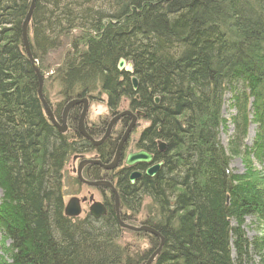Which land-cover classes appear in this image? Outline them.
<instances>
[{
    "label": "trees",
    "instance_id": "obj_1",
    "mask_svg": "<svg viewBox=\"0 0 264 264\" xmlns=\"http://www.w3.org/2000/svg\"><path fill=\"white\" fill-rule=\"evenodd\" d=\"M31 1L0 0V234L10 242L1 250L10 264H147L158 237L140 233L151 249L128 257L116 245L114 212L98 220L65 215L63 170L89 143L76 115L67 134L45 115L23 43ZM31 26L42 75L49 54L72 39L56 71L67 102L101 87L112 110L130 101L151 121L140 147L163 165L153 178L130 186L124 177L119 187L124 219L146 199L157 213L146 222L164 238L153 264H264V238L245 232L247 218L264 225V0H36ZM122 59L133 75L118 70ZM228 92L236 116L227 152L219 135ZM252 123L258 132L248 147ZM114 147L106 145L105 157ZM242 154L261 171L235 175L230 161Z\"/></svg>",
    "mask_w": 264,
    "mask_h": 264
},
{
    "label": "rangeland",
    "instance_id": "obj_2",
    "mask_svg": "<svg viewBox=\"0 0 264 264\" xmlns=\"http://www.w3.org/2000/svg\"><path fill=\"white\" fill-rule=\"evenodd\" d=\"M30 27H32L31 24H30ZM74 33L75 32H73V34ZM82 38H83V35L80 34L77 38V41H80ZM71 41L72 39L70 38H66L62 40V45L64 46L63 49L57 50V51L53 50V52L49 54L46 60V63H47L46 67L48 68L50 67V69L47 73L44 74V80L46 81V84H45L46 93L45 94H46L47 100L49 101L51 106L54 107V109H57L59 106L62 108L67 102L65 96L63 95V88L61 87V84L58 81L60 79V75H58V72L56 71L63 65L62 61L65 56V53L70 49ZM36 65L38 67L37 63ZM132 78H134V76H132ZM100 88L101 87H99V89L95 91L94 94H92L93 99L90 100V108L87 113V121L89 122V124L95 123L98 126L103 121L109 122L112 118L109 112L110 106H108L109 104L107 105L108 96L105 93H102V91H100L101 90ZM231 97L232 95L229 92L226 93V95L224 96L222 117L225 121V127L224 128L222 127L220 129V135H219L221 146L227 152L229 151L228 150L229 143L232 141L233 136L235 134L234 125H233L232 120L236 116V112L232 106L233 102L231 100ZM124 105H125L124 107L129 106L130 101L126 102ZM121 108L122 106L119 108L120 111H123L126 109V108L124 109H121ZM150 126H151L150 120H147V118L145 119L140 118L136 125L138 129L131 137H133L134 140L135 139L137 140L140 137L141 135L140 133L142 132V130ZM118 127L119 126L115 127V129H117ZM257 127L258 126L255 123L250 124L249 134L245 142V144L248 147H252L253 142L256 139V135L258 132ZM96 139H98V137H96ZM91 156L92 154L89 153L88 155H86L85 159H90ZM109 164L113 165L112 166L113 168L115 166V161L113 162V164L111 163ZM75 165H77V162L74 163V155H73L69 158L63 170V174L65 175L64 184H63L64 203L67 204L68 201L71 200V197L72 195H74V193L76 194L80 192L81 196L83 195L86 196L88 191L94 194L96 201H104L106 199V201L109 202L110 200L109 192L102 193L97 189H90L83 185L79 186L78 183L76 184L74 182L76 176L73 172V166ZM100 166L103 168V164H101V162H100ZM230 168L235 173V175L240 177V176H245L247 174L249 175V173H251L252 170L259 172L261 171L262 166L256 162V160L254 159L252 155L242 154V156H235L231 158ZM100 184H103V183H100ZM104 184L107 185L108 183H104ZM2 197H3V193H2V190L0 189V204H1ZM150 204H151L150 200L146 199L144 203L142 204V208L140 209L139 213L133 217H130L131 218L130 220L124 219L123 216L121 218V214H123V211H124L123 208L122 210L116 209L117 217H118V225L121 229L120 237L116 241V245L121 247L122 250L125 252V255L128 257L130 256L134 258L135 257L143 258L144 255L146 253H149L151 249L150 240H148L146 237H144L140 233L133 232L125 227V226H128V227L133 226L135 228H140L144 226L149 227L148 225H146L147 220L149 218H153L155 214H157V213L151 214ZM84 209L87 210L88 208L85 206ZM86 214L87 213L82 214L78 219H84L86 217L85 216ZM120 221L121 223H123L124 226L123 225L121 226ZM245 232H246L247 237L250 240L257 239V238H260V239L264 238V225L263 223H260V221L256 218H253V219L247 218L246 223H245ZM1 237L3 236L0 234V264H10L11 263L10 257L6 256L4 251L1 250L3 247L2 243L4 246L7 247L9 246L10 242L9 240L1 241Z\"/></svg>",
    "mask_w": 264,
    "mask_h": 264
},
{
    "label": "flooded vegetation",
    "instance_id": "obj_3",
    "mask_svg": "<svg viewBox=\"0 0 264 264\" xmlns=\"http://www.w3.org/2000/svg\"><path fill=\"white\" fill-rule=\"evenodd\" d=\"M91 99H93L92 96H87L85 98L74 99V100H71L70 102H66L65 105L61 108L62 112H61L60 118L56 115L57 109H54V107H52L50 103L48 104L52 110V113L57 123L60 126H63L64 112L67 106L71 102L75 100H86L87 103H90ZM124 102L126 103V101ZM85 106L86 105L83 102H81L80 104H76L72 106V108L68 110V115H67L66 122H65L66 130L64 133H60V131L55 126L54 127L59 131L60 134L72 133L73 131L72 121L70 117L71 115L72 116L76 115V117H78L77 118L78 119V123H77L78 130L80 134L84 137V139H86V141L89 143V145H86L87 148L86 150H83L82 153L74 155V163L77 162V165L73 166V172L76 176L74 182L76 184L78 183L79 186L83 185L90 189H97L102 193L109 192L110 200L109 202L106 201V199L104 201H96L94 194L90 193L89 191L87 192L86 196L85 195L81 196L80 192L76 194L74 193L71 199L78 200V207L80 209V214L77 217H72V219H78L82 214L87 213L85 215L86 217L90 216L91 218L98 220V219L106 218L108 215L113 214L114 212L116 219L118 221L117 211H116V197L118 196V199H119V205H120L119 210H122V202H123L122 193L119 187V180L123 179L124 177H127V180L130 186H136V184H138L143 179L144 175L147 177L148 171L154 168L155 165L158 164V162L156 161L155 155L153 153L140 147L141 136L137 140L136 139L134 140L133 137H131L132 134L130 133L124 140L130 125L134 122L135 123L134 127H136L138 120L142 118V116H139L138 114L143 113V112L141 111L133 112L130 105L127 107H124L125 105H122L121 109L126 108L123 111H120L119 109L112 110L109 107L110 116H112L111 120L109 122L103 121L98 126L95 123L89 124V122L87 121V113H88V110H87L86 115L83 119V126L81 127L89 137H91L97 142H100L105 137L110 125L113 123L115 119H117L115 123L113 124L110 130V134L107 137V139L102 144L95 146L89 139H87L82 134V131L80 128V123H81V120H82V117L85 111ZM59 108L60 107H58V109ZM124 113H130V114L123 115ZM117 126L119 127L115 129V127ZM96 137H98V139H96ZM122 142H123L122 148L125 151V153L124 154L122 153L119 156L115 154L118 158L116 157L114 160H112L113 162L115 161V166L112 171L105 172L104 169L100 165L86 163L87 161L93 160V161H100L101 164L103 165L108 164L109 163V162L107 163L108 159H105L106 157L104 155L106 151V145L107 144H109L110 146L117 145L116 148H118ZM141 152H144L147 155H149L152 158L151 162H141V163L138 162L134 164H128V160L130 156L136 155ZM89 153L92 154L91 158L85 159L86 155H88ZM79 173L82 179H80ZM154 176H149L148 178H153ZM88 183H99V184L103 183V184L100 186H92ZM104 183H108L107 185L112 186V187L110 188ZM96 204H101L102 207L105 209L106 213L103 215H99L98 217H94L92 215V211L95 214L99 213L97 208L92 210ZM85 206L88 208L87 210L84 209ZM65 207H66V204H65ZM123 215H124V212L123 214H121V218Z\"/></svg>",
    "mask_w": 264,
    "mask_h": 264
},
{
    "label": "water",
    "instance_id": "obj_4",
    "mask_svg": "<svg viewBox=\"0 0 264 264\" xmlns=\"http://www.w3.org/2000/svg\"><path fill=\"white\" fill-rule=\"evenodd\" d=\"M35 5H36V0H32L31 1V5H30V9L28 11V14L26 16V19L24 21V24H23V43H24V47H25V50L27 52V55L30 59V62L31 64L33 65L34 67V70L38 76V79H39V90H38V95H39V99L42 103V106L44 107V110L46 111V115L48 117V120L49 122L55 126L59 131L60 133H64L65 130H66V125H65V122H66V118H67V115H68V110H70L72 108V106L76 105V104H80L81 102H83L86 106H87V101L86 100H75L73 102H71L65 112H64V122H63V126H60L53 113H52V110L48 104V102L46 101L45 97H44V92H43V85H44V75H42L40 69L37 67L36 65V61L34 60L33 56H32V53H31V48H30V41H29V28H30V24H31V18H32V15L34 13V10H35ZM118 70L120 72H126L130 75H133L134 74V67L131 63H127L124 59L120 60L119 62V65H118ZM132 82H133V86L135 87V89L137 88L138 86V82H137V79L136 78H132ZM86 111H87V108L85 107V111H84V114H83V117H82V120H81V123H80V128H81V131H82V134L87 138L89 139L95 146H98L100 144H102L106 139L107 137L109 136L110 134V130L113 126V124L115 123V121L117 119H115L113 121V123L110 125L105 137L100 141V142H97L95 141L94 139H92L91 137H89L85 131L82 129L81 126H83V119L86 115ZM127 114V113H126ZM126 114H123V115H126ZM121 115V116H123ZM129 130L124 138V140L126 139L127 135L129 134ZM123 140V141H124ZM163 147V145H161ZM118 158V157H117ZM151 157L149 155H147L146 153L144 152H141V153H138L136 155H132L129 157V160H128V164H134V163H141V162H151ZM87 164H99V162H96V161H87L86 162ZM112 167V166H111ZM161 168V165H158L154 168H152L151 170L148 171L147 175L148 176H154ZM79 177L80 179L81 178V175L79 173ZM133 182V181H132ZM92 186H100L102 184H99V183H88ZM109 186V185H107ZM111 188V186H109ZM95 208L98 209L99 213L98 214H95L93 211H92V215L94 217H98L99 215H103L106 213L105 209L102 207L101 204H96L92 210H94ZM117 208H118V202H117ZM80 214V209L78 207V200L76 199H71L67 204H66V207H65V215L69 218H72V217H77L79 216ZM120 224L121 226L123 225V223H121L120 221ZM124 226V225H123ZM127 229L133 231V232H140V231H147L153 235H156L159 237V235L151 228L149 227H140V228H135V227H128V226H125ZM162 245H163V239H162ZM161 248L162 246L152 255V257L149 259V261L147 262V264H152L154 262V260L156 259V257L160 254L161 252Z\"/></svg>",
    "mask_w": 264,
    "mask_h": 264
},
{
    "label": "bare ground",
    "instance_id": "obj_5",
    "mask_svg": "<svg viewBox=\"0 0 264 264\" xmlns=\"http://www.w3.org/2000/svg\"><path fill=\"white\" fill-rule=\"evenodd\" d=\"M45 81V80H44ZM132 86H133V82H132ZM133 88H134V91L136 90L135 89V87L133 86ZM86 108H87V110H89V108H90V103H87V106H85ZM121 107V105H119L117 108H120ZM43 109H44V107H43ZM44 112H45V115H46V111L44 110ZM124 114H126V113H124ZM130 113H127L126 115H129ZM139 116H142V119H145V114H143V113H140V114H138ZM46 117H47V115H46ZM48 118V117H47ZM134 122L130 125V127L128 128V130L130 131L129 132V134L131 133L132 135L136 132V130L138 129V127H134ZM148 128H150V127H147V128H145V129H143L142 130V132L140 133L141 135V139H142V135L146 132V130H148ZM250 130V129H249ZM249 130H248V134H249ZM128 132V131H127ZM128 134V135H129ZM127 135V136H128ZM122 145H123V142L119 145V147L118 148H116V146H115V149H114V152H113V154H111L110 155V157H106L105 159H108L107 160V163L109 162V163H111V164H113V161L112 160H114L117 156H119V155H121L122 153L124 154L125 153V151L123 150V148H122ZM155 145H156V150H159L158 152H165L166 151V145L163 143V142H161L160 140H155ZM161 145H163V147L161 146ZM117 156H116V155ZM96 162H99V161H96ZM106 164V165H103V169H104V171L105 172H110V171H112L113 170V168L111 167V166H113V165H110V164ZM96 165H100V162H99V164H96ZM158 165H161V167H162V165H163V163L162 162H158V164H156L155 165V167L156 166H158ZM147 177H149L148 175H147ZM117 202H118V208H117ZM119 199H118V196L116 197V209H119ZM131 213H128V215H130ZM128 220H130V219H128ZM133 227V226H132ZM149 228H151V227H149ZM151 229H153V228H151ZM158 235H159V237L158 236H156V235H154V236H156V237H158L159 239H160V241H161V246H162V248H163V246H164V238L161 236V234L159 233V232H157L155 229H153ZM138 233H147V234H151V233H149V232H147V231H140V232H138ZM151 235H153V234H151ZM162 239H163V245H162ZM160 246V247H161ZM162 248H161V250H162ZM158 250V249H157ZM153 264V263H152Z\"/></svg>",
    "mask_w": 264,
    "mask_h": 264
}]
</instances>
